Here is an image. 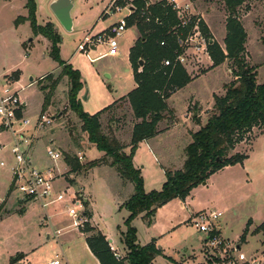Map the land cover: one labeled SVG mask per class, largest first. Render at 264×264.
<instances>
[{
  "label": "rangeland",
  "instance_id": "obj_1",
  "mask_svg": "<svg viewBox=\"0 0 264 264\" xmlns=\"http://www.w3.org/2000/svg\"><path fill=\"white\" fill-rule=\"evenodd\" d=\"M35 1L37 24L45 26L51 21L55 25L62 39L59 45L61 60L81 74L84 88L79 99L85 113L96 114L133 89L135 82L129 50L139 35L135 29H127L117 38L118 48L114 54H110L109 46L102 43L88 54L78 50L86 35L110 34L111 27L129 11H117L115 7L122 4L129 8L135 5L133 0H116L115 3L113 0L110 8L113 14L100 20V15L112 0H72L76 5L72 12L74 33L63 30L51 12L48 0ZM26 3V0H0V93L7 85L20 91L19 97L25 104L23 117L31 121L28 131H25L31 160L49 166L58 190H65L70 185L73 189L69 187V194L88 198L91 189L94 219L90 221L88 217L82 228H75L73 219L67 214V205L71 204L57 203L44 209L40 202L22 201L20 194L11 189L12 169L17 165L12 153L14 137L12 131L0 126V132H3L0 135V264H49L55 258L64 264L67 248L77 250L70 243L80 241L81 232L89 227H95L94 233L103 232L115 246L119 244L120 236L127 231L125 221L129 216L124 205L135 190L131 182L126 189H119L117 182L113 181L112 175L117 172L110 167L111 160L106 162L104 154L90 144L81 120L69 106V79L61 76L63 68L51 57L52 43L41 35L35 36L30 23L24 24L27 21L16 24L17 19L29 16ZM194 8L215 41L225 48L228 14L224 0H195ZM239 17L247 34L244 58L256 68L257 83L263 84L264 2L246 0L239 9ZM94 27L90 33V28ZM99 30L105 31L96 34ZM184 57L183 66L193 81L167 101L171 109L164 113L165 121H162V131L159 132L163 134L153 138L159 147V156H153L144 146L138 157L140 165H146L148 169L144 182L146 192L162 189L166 170L175 172L182 169L186 158L185 146L192 142L189 127L193 131L196 129L191 125L197 124L195 119L198 117L206 124L215 113L214 98L224 96L227 86L236 79L233 74L236 66L230 60L213 68L207 56L203 61L198 60L187 48H184ZM15 72L20 73V82L14 85ZM48 75L52 77L45 78ZM31 77L33 82H30ZM45 99L48 103L43 111ZM194 113L198 114L197 117H193ZM41 115L46 116L50 123L41 125L39 122L38 125ZM113 121L119 123L115 126ZM137 122L126 100L108 112L101 123L104 133L117 137L129 152L132 130ZM25 146L24 143L23 148ZM48 148L58 151L62 159L52 161L46 154ZM234 154H247L249 161L243 162V166H229L213 174L207 181L208 186L202 184L193 192L195 204L187 205L175 199L157 210L151 226H147L141 217L134 219L132 226L137 230L139 243L148 244L156 238L177 264H246L238 260L240 253L247 257L248 262L256 260L264 264L262 234L249 232L245 242H241L249 222L256 225L264 222V128H255L246 135L230 155ZM68 156L77 157L83 169L78 173L71 172L66 162ZM155 157L161 160L158 161L160 164ZM92 162L100 164L90 169ZM35 167L38 168L37 165ZM84 207L85 212L92 214L90 206ZM201 209L222 213L216 223L223 227L224 237L228 240L219 233L223 244L216 249L208 245L207 234L190 222L192 215ZM61 229L65 233L58 235L57 230ZM91 234L86 233L87 236ZM69 239L73 240L68 242ZM238 246L241 249L237 250ZM76 254L79 257L75 264H85L80 258L81 253L78 251ZM18 256L22 257L14 263ZM67 258L73 264L70 257ZM158 264L174 263L159 259Z\"/></svg>",
  "mask_w": 264,
  "mask_h": 264
},
{
  "label": "trees",
  "instance_id": "obj_2",
  "mask_svg": "<svg viewBox=\"0 0 264 264\" xmlns=\"http://www.w3.org/2000/svg\"><path fill=\"white\" fill-rule=\"evenodd\" d=\"M26 1L29 16L17 19L16 24L29 21L35 36L41 35L52 43L51 57L63 68L61 76L69 79V106L81 120L82 129L88 135L90 144L104 154L106 162L111 160L110 167L115 169L125 182L134 185L135 193L124 205L129 212L125 221L127 231L122 234L127 255L121 259L117 258L107 237L101 231L94 233L93 227L83 231L92 233L86 238L88 247L100 264H155L157 257H164L163 251L156 241L145 246L139 245L137 230L132 226L134 219L144 215L147 226H151L159 208L175 199L185 201L195 188L207 182L216 172L229 166L242 165L248 158L247 154H230L255 128H264V83H257L256 68L251 67L244 58L247 34L239 17V9L246 0H224L228 14L225 48L215 41L206 24L201 21V30L209 41L208 52L213 68L230 60L236 66L233 73L236 79L227 86L224 96L214 98L215 113L208 118L206 124L201 125L199 117L195 119L201 127L191 135L192 142L185 148L186 158L182 169L175 172L166 170V182L162 189L148 193L144 188L141 170L134 165V157L140 143L158 134V125L165 119L164 113L168 111L167 101L193 81L185 67L176 62L183 52L179 39L185 38L188 30L181 27L182 22L166 1L148 5L145 0H133L134 12L127 18V22L128 28L136 25L140 34L129 54L137 87L123 99H127L134 118L139 122L133 127L130 151L126 152L127 147L121 144L117 137L104 133L101 123L102 115L116 107L115 104L94 115L84 112L79 99V94L84 88L81 74L61 60L59 45L62 39L55 25H38L36 1ZM120 6L124 7L122 4ZM165 60H170L172 65L165 67ZM141 61L143 65L140 64ZM14 74V81H19L20 73ZM49 77L52 75L45 78ZM47 103L48 100L45 99L43 111L47 109ZM21 116V113H18V117ZM66 159L71 172L78 173L83 169L84 166L77 157L68 156ZM99 164L92 162L90 169L98 167ZM85 214L91 219V213ZM249 225L241 237V242L246 240ZM252 234H262L264 237V222ZM21 257L18 256L14 263ZM164 258L177 264L172 258Z\"/></svg>",
  "mask_w": 264,
  "mask_h": 264
},
{
  "label": "built area",
  "instance_id": "obj_3",
  "mask_svg": "<svg viewBox=\"0 0 264 264\" xmlns=\"http://www.w3.org/2000/svg\"><path fill=\"white\" fill-rule=\"evenodd\" d=\"M115 1L116 0H114V3ZM165 1L167 5L172 7L178 19L182 22L181 27L188 30L185 38L179 39V44L183 52L177 57L176 62H179L181 65L184 64V48L192 51L197 56L198 60L202 61V56H207L210 59L208 52L209 41L202 32L200 25L203 19L196 14L194 5L191 2L184 3L180 0ZM262 1L264 2V0ZM133 7L134 6L125 8L117 5L115 10L121 11L123 9H128L130 15H132L134 12ZM130 15L113 25L109 30L110 34H102L95 37L86 35L83 42L79 44L78 50L88 54L91 49L97 50L98 45L102 43L109 46L110 54H114L118 48L117 38L121 37L128 29L127 18ZM147 20L149 21V19ZM162 45H164V43H162ZM163 64L165 67H168L172 65V62L170 60H165ZM19 93L20 91L7 85L4 86V90L0 94V126L12 131L14 137L12 153L15 155L17 161V165L12 169L13 181L11 187L13 191H17L20 194L22 201L40 202L44 209L55 206L57 203L64 202L71 204V206L67 205V214L73 219L72 226L75 228H82L84 224L88 222L84 207L86 204L85 199L81 195L77 197L75 193L73 195L69 194V188L58 190V188L55 187L56 180L52 172L42 171L36 168L32 163L29 155L30 143L25 134V131H28V127L31 125V121L23 117L25 104L21 101ZM18 113H21L22 116L18 117ZM39 122L43 125L50 123V120L46 118V116L41 115L37 121L38 125ZM24 143L26 146L23 148ZM1 148L0 150H2ZM46 154L54 162H58L62 159V155L51 148L47 149ZM1 166H4V164L1 163ZM67 197L70 199L67 200ZM220 217H222L221 212L201 211L194 214L191 220L195 228L207 234L208 245L213 249L223 244L220 240L218 234L220 233L219 227L216 223ZM57 234L59 235L60 232H57ZM212 235L214 236L210 238ZM111 249L116 257L119 258L112 246ZM238 260L246 262V264H259L256 260L248 262L247 257L242 253L238 255ZM50 264H62V262L56 259Z\"/></svg>",
  "mask_w": 264,
  "mask_h": 264
},
{
  "label": "crops",
  "instance_id": "obj_4",
  "mask_svg": "<svg viewBox=\"0 0 264 264\" xmlns=\"http://www.w3.org/2000/svg\"><path fill=\"white\" fill-rule=\"evenodd\" d=\"M54 0H48V3H49V5H51V3L53 2ZM147 1V3L148 4H150V5H153V4H156V3H159V2H162V1H165V0H146ZM180 1H182V2H184V3H189V2H191L193 5H195V0H180ZM112 2H113V0L110 2V4L108 5V7L106 8V10L105 11H103V13L100 15V17H99V20L100 19H102V18H106L109 14H113V12H110V8H111V6H112ZM75 7H76V5L74 4V7H73V9H75ZM25 8H26V6H25ZM27 9V8H26ZM108 9H109V13L107 12L108 11ZM133 11H134V9H133ZM27 12H28V9H27ZM52 12V11H51ZM72 12H73V10H72ZM128 12V14H127V16L128 15H130V12L129 11H127ZM29 13V12H28ZM72 14V13H71ZM54 15V14H53ZM26 16H28V15H26ZM25 16V17H26ZM203 16V15H202ZM126 17V16H125ZM56 18V17H55ZM72 18H73V21H74V17L72 16ZM26 23H30L29 21H27V22H25L24 24H26ZM48 23H51V21L50 22H48ZM30 25V24H29ZM62 27V26H61ZM63 28V27H62ZM130 28H133V29H135L136 31H137V35L139 34V31H138V28L136 27V26H133V27H130ZM108 29V28H107ZM129 29V28H128ZM57 30H58V27H57ZM64 30V29H63ZM95 30V27L94 28H90V33H92L93 31ZM59 31V30H58ZM65 31V30H64ZM74 31H75V21H74ZM74 31L72 32V33H74ZM102 31H105V30H99L98 32H96V34L97 33H101ZM66 32V31H65ZM139 36H140V34L137 36V38L135 39V41H134V44L136 43V41L138 40V38H139ZM31 42V41H30ZM134 44L131 46V48L134 46ZM130 48V49H131ZM129 54H130V50H129ZM205 56H202V61H203V58H204ZM209 61H210V64L212 63V61L209 59ZM130 62V61H129ZM61 69V68H60ZM59 73H60V71H59ZM20 82V78H19V81H16V82H14V85L15 84H17V83H19ZM135 82V81H134ZM6 83V81L4 80L3 81V86H4V84ZM190 85V84H189ZM188 85V86H189ZM188 86H186L185 88H188ZM137 87V84L135 83V86L133 87V89H131L129 92H127V93H124L123 95H121L116 101H114L113 102V104H115V106L117 107V106H119L121 103H123L124 101H126L127 99H123V98H125L131 91H133L135 88ZM184 88V89H185ZM183 90V89H182ZM181 91V90H180ZM83 92V90L80 92V94ZM179 92V91H178ZM177 92V93H178ZM1 94V93H0ZM175 95H176V93H175ZM174 96V95H173ZM172 96V97H173ZM79 98H80V95H79ZM122 99H123V101H122ZM128 104H129V102H128ZM130 105V104H129ZM189 106V105H188ZM107 108V107H106ZM185 106H184V110H185ZM105 109V108H104ZM171 108H170V106H169V103H168V110H170ZM103 110V109H102ZM102 110H100V111H102ZM117 110H119V109H117ZM99 111V112H100ZM94 115V114H93ZM107 114H103L102 115V117H101V122H102V119L106 116ZM163 121H165V119L163 120ZM117 123H119V122H113V124L116 126V124ZM200 123H201V125H204L205 124V121H203V120H200ZM162 125H163V122H160L159 123V125H158V134L156 135V138H159V137H161V135L163 134V133H161V134H159V132H161L162 131ZM191 126H195V130L193 131V129L191 128V127H189L190 129V131H192V133H189V136H190V138H192V134L193 133H196L197 131H199V129H200V125H198V124H195V123H193V125H191ZM2 127V126H1ZM3 128V127H2ZM4 129V128H3ZM133 131V130H132ZM1 133H3V132H0V135H1ZM156 139H149V140H146V141H144V142H142V143H140V145H139V147H138V150H137V152H136V154H135V157H134V165H135V167L137 168V169H140L141 170V175H142V177L144 178V182H145V173H146V171L148 170L147 169V166L146 165H140V160H139V154H140V152H141V150L142 149H144L145 147V149L146 150H148V152L150 153V154H152L153 156H156V155H158L159 156V154L157 153V151H158V146H157V144L154 142ZM191 142L189 141V143L185 146V148L190 144ZM145 146V147H144ZM157 153V154H156ZM164 156V155H163ZM158 158H156L155 157V160H156V162L157 163H159V162H161V160H157ZM159 161V162H158ZM185 161V160H184ZM249 161V157L244 161V163L245 162H248ZM34 162L35 161H33L32 160V163L34 164ZM163 163V162H162ZM160 164V163H159ZM37 165V167L40 169V170H42V171H51V170H49L48 169V167L49 166H46V165H41V164H38L37 162H35V166ZM244 164H242V166H243ZM161 166V165H160ZM52 172V171H51ZM112 177H113V181H115V182H117V184H118V187H119V189H126L127 188V186H129V182H125L119 175H118V173H114L113 175H112ZM208 183L209 182H207V185L206 186H208ZM69 185V184H68ZM204 186V185H203ZM69 187L70 188H72L73 189V187L72 186H70L69 185ZM69 187H67V188H69ZM200 187V186H199ZM91 188V187H90ZM197 189H199V188H195L192 192H191V194H190V196L184 201L187 205L188 204H195V201H194V199H193V197H192V194H193V192L194 191H196ZM121 193V192H120ZM148 193V192H147ZM133 195V194H132ZM87 196H89V194H87ZM85 199V201H86V203L88 204L87 206H90L91 208H92V214H91V219H90V221H93V219H94V212H93V207H92V205H93V196L91 195V189H90V196L87 198V197H85L84 198ZM130 199V198H129ZM176 200H178V199H176ZM175 201V200H174ZM182 201V200H181ZM172 202V201H171ZM170 202V203H171ZM169 204V203H168ZM168 204H166V205H168ZM165 205V206H166ZM199 211H204V210H199ZM199 211H196V212H199ZM194 213V212H193ZM194 215V214H193ZM193 215H192V217H193ZM143 216L144 215H141V216H139V217H141V219L145 222V220H144V218H143ZM192 217L190 218V220L192 219ZM154 220H155V217L153 218V223H154ZM251 220H252V218H251ZM191 222V221H190ZM152 223V224H153ZM251 223V226H249V232H251V233H253L254 231H255V229L257 228V227H259L260 225H256V224H254V222H249L248 224H250ZM145 224H146V222H145ZM247 224V225H248ZM147 225V224H146ZM93 227V226H92ZM218 227H219V232H220V235H221V237L222 238H224L225 240H228V239H226L225 237H224V233H223V227L221 226V225H219V223H218ZM93 228H95V227H93ZM100 231V230H99ZM57 232H60V234L62 235L63 233H65V231H63L62 229L61 230H57ZM67 232V231H66ZM103 233V232H102ZM59 234V235H60ZM104 234V233H103ZM105 235V234H104ZM106 237H107V239H108V241H109V243H110V245L112 246V248L114 249V251L115 252H117L118 253V256H119V258L121 259V258H124L126 255H127V253H128V251H127V249H126V247H125V245H124V243H123V236H120V241H119V244L117 245V246H115L114 244H113V240L112 239H110L109 240V238H108V236L107 235H105ZM48 238H49V236H48ZM80 238L83 240V243H82V241H81V239H80V241H78V242H75L73 239V241L71 240V239H69L68 240V242H71L70 244L72 245V248L74 247V249L75 248H77V250H74V251H72L71 250V247L70 248H67V254L68 255H66V251L64 252V257H65V259H66V261H65V263L64 264H71V262L69 261V259L67 258L68 256L70 257V259L72 260V262H73V264H75V263H77V257H79V254H76L78 251L81 253V256H80V258L82 257V259H83V261L85 262V264H100V262H99V260L93 255V253L91 252V250L89 249V247H88V244H87V242H86V238H87V235H86V233H83V232H81V234H80ZM206 240H207V237H206ZM153 241H156V244H157V246L160 248V249H162V251H163V255H164V257H169V258H172L174 261H176L173 257H171V256H169V255H167L166 254V251H164V249L159 245V241L156 239V238H154V239H152V241L151 242H153ZM263 241H264V238H263ZM262 241V242H263ZM150 242V243H151ZM138 243H139V240H138ZM149 244V243H148ZM139 245H141L140 243H139ZM145 245H147V244H144V245H141V246H145ZM240 249H241V247H240ZM75 251H76V253H75ZM212 255H213V253H212ZM212 255H210V256H212ZM163 256H159V257H157L156 258V260H155V264H158V261H159V259L160 260H162V261H167V259H165ZM219 257L220 256H218V258L217 259H219ZM222 258V257H221ZM56 259H59V258H55L54 260H56ZM53 260V261H54ZM82 261V262H83ZM52 262V261H51ZM51 262H49V264L51 263ZM177 262V261H176Z\"/></svg>",
  "mask_w": 264,
  "mask_h": 264
},
{
  "label": "water",
  "instance_id": "obj_5",
  "mask_svg": "<svg viewBox=\"0 0 264 264\" xmlns=\"http://www.w3.org/2000/svg\"><path fill=\"white\" fill-rule=\"evenodd\" d=\"M73 7L74 4L72 0H54L50 5V9L56 17L57 21L68 33H72L74 31V21L71 14ZM140 64L143 65V62L141 61ZM33 80L34 79L31 77L30 82H33ZM197 115V113H194L193 117H197ZM203 185L206 186L207 182H204ZM239 248L240 247L238 246L237 249Z\"/></svg>",
  "mask_w": 264,
  "mask_h": 264
}]
</instances>
